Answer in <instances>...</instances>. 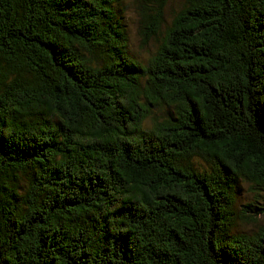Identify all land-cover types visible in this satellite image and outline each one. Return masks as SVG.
<instances>
[{
    "label": "trees",
    "instance_id": "trees-1",
    "mask_svg": "<svg viewBox=\"0 0 264 264\" xmlns=\"http://www.w3.org/2000/svg\"><path fill=\"white\" fill-rule=\"evenodd\" d=\"M120 3L0 0V264H264V0Z\"/></svg>",
    "mask_w": 264,
    "mask_h": 264
},
{
    "label": "rangeland",
    "instance_id": "rangeland-1",
    "mask_svg": "<svg viewBox=\"0 0 264 264\" xmlns=\"http://www.w3.org/2000/svg\"><path fill=\"white\" fill-rule=\"evenodd\" d=\"M185 4V0H174L168 4L165 10V24L162 28L161 34L156 38H151L149 40L144 39V33H142V20L140 14H138V0H121V3L119 5V11L120 13L125 17V21L127 24V30L129 35V52L130 54L137 60L147 64L150 62V59L156 54L159 45L165 35V30L169 25H171L172 19L176 15L178 11L181 10V7ZM164 106L163 107H156L153 108V114L152 118L150 117L146 121V126H151L153 123V118L156 117L158 121L162 120L165 116L164 114ZM202 165V164H201ZM244 183L241 186V189L239 192L244 189ZM247 188V196L243 194L242 196V202L241 203H248L250 201V196H253L254 191H257L255 189H250L249 185H246ZM240 203V198L238 196L237 199V205ZM259 206H262L259 204ZM237 229L244 230L241 222L237 224ZM241 225V226H240ZM240 226V227H239ZM246 229H254L253 225H246Z\"/></svg>",
    "mask_w": 264,
    "mask_h": 264
}]
</instances>
